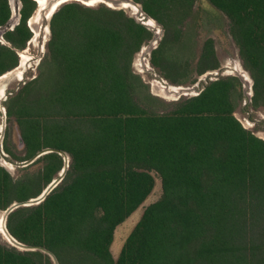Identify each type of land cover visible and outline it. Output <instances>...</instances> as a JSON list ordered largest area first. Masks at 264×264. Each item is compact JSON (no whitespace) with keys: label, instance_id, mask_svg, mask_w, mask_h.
Instances as JSON below:
<instances>
[{"label":"trees","instance_id":"16d2710c","mask_svg":"<svg viewBox=\"0 0 264 264\" xmlns=\"http://www.w3.org/2000/svg\"><path fill=\"white\" fill-rule=\"evenodd\" d=\"M19 23L0 41V75L20 63L33 32L35 0H21ZM165 29L151 63L173 84L189 78L188 63L170 59L180 24L196 0H135ZM230 20V34L253 79V104L264 108V0H208ZM0 0V26L11 17ZM49 55L39 75L7 106L31 158L44 148L72 158L63 183L37 205L19 207L7 228L19 241L51 250L60 264H264V139L235 115L242 82L211 81L164 113L136 98L146 86L134 55L153 32L123 9L61 6L50 21ZM171 36L173 40H170ZM220 66L214 39L205 40L199 74ZM7 152L10 149L5 144ZM41 172L14 179L0 164V210L37 197L64 165L46 153ZM115 259L117 226L151 194ZM0 264H53L41 251L0 242Z\"/></svg>","mask_w":264,"mask_h":264},{"label":"rangeland","instance_id":"374dc122","mask_svg":"<svg viewBox=\"0 0 264 264\" xmlns=\"http://www.w3.org/2000/svg\"><path fill=\"white\" fill-rule=\"evenodd\" d=\"M13 2V0H11ZM36 2V9L28 20V25L30 26L33 35L31 39L27 42V45L23 49L18 50V54L20 57V64L22 61V54L26 52V55L30 56L31 60H29V66L26 71H24L23 78H19L16 75H12L5 85L7 97H5L0 101H3V106L7 112V106L10 105V101L12 98L17 96L25 84L32 79L36 78L40 73L41 64L44 62L45 58L49 55V41L51 39L52 33L50 28V17L41 18L40 9L42 6ZM69 2H77L84 6H89L92 8H98L102 6H106L111 9H117L115 6H109L105 2H94V4H86L83 0H68L67 2L61 4L63 6ZM13 6V5H12ZM45 11V10H44ZM125 11V10H124ZM128 15L132 14L131 9H126L125 11ZM35 16L37 18L36 28L30 23L32 17ZM15 17V16H14ZM15 19V18H13ZM180 24V28L182 27L183 33L179 41L175 43H170L166 49V55L170 59H177L181 63H188V74L189 78L186 82L182 84L184 87H191L192 92L190 94L184 95L179 99H171L172 97H166L164 95H160L154 91L152 87V83L154 80H159L160 77L164 78L170 84L169 79L165 78L162 71L155 67L151 63L150 54L143 55L142 52H138L134 55V60L132 64L133 71L136 74H139L142 77V80L146 84V86L139 87L136 93V98L145 108L149 109L152 112L164 113L172 110L176 103L182 99L188 98L196 94L199 90H201L214 76L219 77H228V76H237L236 75V67L239 64L243 67V70L247 72L248 76L251 77L250 72L245 68L243 61L240 57L239 48L235 43L232 35L230 34V20L229 18L217 7H215L208 0H196L190 16L183 22L177 23ZM162 25V24H161ZM48 27V28H47ZM49 29V30H48ZM158 32L163 34L161 40L165 34V29L163 26H158ZM214 39L216 56L219 60L220 66L216 69L207 70L203 74L198 73L199 68V60L202 53V48L205 40L207 38ZM159 40V41H161ZM170 40H173L171 36ZM6 43L4 41H1ZM149 40L145 43L148 45ZM146 56L148 59L149 65L147 68H143L141 65L143 64V59ZM19 64V65H20ZM18 65V66H19ZM149 67H153V71L149 69ZM220 68V70H219ZM14 70V69H13ZM12 70V71H13ZM11 71V72H12ZM9 72V71H8ZM156 72V73H154ZM238 77V76H237ZM239 78V77H238ZM251 79V78H250ZM243 85V83H242ZM244 86V85H243ZM242 86V96L237 99V106L235 110V115L238 119L246 126V128L250 129L256 135L260 137H264V108L262 106H255L253 104V95L248 97L244 91ZM153 90V91H152ZM251 94V90L249 91ZM250 98V100H249ZM2 104H0V135L1 128L3 124V109ZM17 123L14 116L9 118L7 116V124L5 130V136L3 141L1 142V149L4 153V157L10 161L14 162H22L24 160H19L18 156H24L25 151L24 147H20L19 139H18V129ZM7 145L10 149V152H7L4 148V145ZM45 155V154H44ZM42 155V156H44ZM17 156V157H16ZM40 156L34 162L26 166L14 165L11 168L10 172L14 179L24 178L29 175H36L42 171L45 161L40 159ZM62 156V155H61ZM63 157V156H62ZM69 168L62 179V181L58 184L63 183V180L66 178L68 171L70 170V165L72 163V158L69 155ZM27 160V159H26ZM64 160V159H63ZM60 172V171H59ZM59 172L54 176L58 177ZM155 175V186L151 194L147 197V199L140 205V207L134 211L125 222L117 226L114 232V239L111 245V252L115 259H117L121 247L129 235V233L133 230L137 222L140 220L145 208L158 200L162 195V184L161 179ZM57 185V186H58ZM3 215V211L0 210V216ZM0 242L11 246V241L7 239L4 235L0 233Z\"/></svg>","mask_w":264,"mask_h":264},{"label":"water","instance_id":"95a60500","mask_svg":"<svg viewBox=\"0 0 264 264\" xmlns=\"http://www.w3.org/2000/svg\"><path fill=\"white\" fill-rule=\"evenodd\" d=\"M37 1V0H35ZM130 2H132L133 4L137 5L140 7V10L144 13V15L150 19H153L155 20L159 26H162L156 19H154L153 17H151L147 12L144 11L143 9V6L141 3H138L136 2L135 0H129ZM10 2V0H9ZM20 2V6H18V19L15 21V22H11V19L13 17V11H12V4L10 2V6H11V17L10 19L2 26H0V41H4L6 42V44H10L8 43L5 38H4V33L7 31V30H10V29H13L20 21V18H21V13H20V10L22 8V1L19 0ZM117 6H115L117 9H123L126 11L125 8H123V6H121V4H116ZM59 8H61V6H59ZM58 8V9H59ZM57 9V10H58ZM55 10L54 12H52L51 14V17L50 19L52 18L53 14L57 11ZM130 16L134 17L138 22L142 23L143 25H145L148 29H150L152 32H153V36L152 38L149 40L148 42V52L150 54V57H151V53L152 51L158 47L159 45V40H161V37H162V33L161 35H157L156 31L150 26L148 25L145 20L143 18H138L136 15L134 14H131ZM30 25V24H29ZM143 48V46L141 47V49L139 51H141ZM138 51V52H139ZM137 52V53H138ZM136 53V54H137ZM151 59V58H150ZM19 65V64H18ZM16 68V67H15ZM153 68V67H152ZM14 69V68H13ZM11 69V70H13ZM154 69V68H153ZM220 70V68H219ZM8 72V71H7ZM6 73V72H5ZM156 73V72H154ZM3 75V74H2ZM236 75L239 77V79L241 80V82L243 83V91L244 93L248 96V97H251L253 95V79L251 77V84H248L250 85V90H251V94L249 93L250 90L247 89V85L245 83V80L244 78L241 76V74H239V72H236ZM1 76V75H0ZM157 77H159L160 80L163 81V85L165 86V93L167 96L169 97H172L171 99H179L180 97L184 96V95H187V94H190L192 92V88L191 87H184L182 85H175V84H170L168 81H166L164 78L160 77L159 75H157ZM220 77L219 76H214V78H212L211 80H216V79H219ZM211 81H209L201 90H199L196 94L194 95H198L199 93H201V91L210 83ZM176 87H180L178 89H176ZM153 91V90H152ZM192 95V96H194ZM6 97H7V94H6ZM191 97V96H189ZM250 100V98H249ZM2 104V107L4 108L3 106V101L1 102ZM6 124H7V112H6V109L4 108L3 109V126L1 128V135H0V164L2 166H4L9 172H10V168L8 166H6L1 159H5L7 160L8 162L14 164V165H19V166H26V165H29L31 164L32 162H34L36 159H38L40 156L46 154V153H49V152H56V153H59L60 155L63 156V159H64V165L62 167V169L60 170L59 172V176L58 177H55L52 179V181L47 185V187L42 191V193L40 195H38L37 197H34V198H30L26 201H15L13 202L12 204H10L6 209H4V213L6 214L5 215V228L8 232V234L13 238L14 242L11 243V246H14L16 247L17 249L21 250V251H41L45 254H47L53 264H60L59 261H58V258L56 257V255L49 249L43 247V246H38V245H30V244H26V243H23L21 241H19L17 238H15L11 233L10 231L8 230L7 228V220H8V216L11 212H13L14 210H16L17 208L19 207H25V206H33V205H37L39 203H41L42 201H44L46 199V197L51 193V191L57 187V185L62 181V179L64 178L68 168H69V154L64 151V150H60V149H56V148H50V147H47V148H44L42 150H39L38 152H36V154L34 156H32L31 158L27 159V160H24L22 162H14V161H10L8 159H6L4 156V153L1 149V142L3 141V138L5 136V130H6ZM244 125V124H243ZM246 127V126H245ZM18 129V128H17ZM18 139H19V143H20V147H24V143H23V139L21 137V134H20V131L18 129ZM260 137V136H259ZM262 138V137H261ZM264 139V138H263ZM11 173V172H10Z\"/></svg>","mask_w":264,"mask_h":264},{"label":"bare ground","instance_id":"6f19581e","mask_svg":"<svg viewBox=\"0 0 264 264\" xmlns=\"http://www.w3.org/2000/svg\"><path fill=\"white\" fill-rule=\"evenodd\" d=\"M68 0H37V2L39 3L40 6H42V8L40 9V16L41 18H46V17H51L52 12H54L55 10H57L59 8V6H61V4L67 2ZM77 1V0H75ZM82 1V0H81ZM105 2L107 3L109 6H117L116 4H121V6H123V8L125 9H131L132 10V14L136 15L138 18H143L145 20V22L150 25L157 33V35H160V33L158 32L157 25L159 26V24L153 20L150 19L148 17H146L144 15V13L140 10V7L133 4L132 2H130L129 0H83L84 3L86 4H94V2ZM11 2V0H10ZM12 6V11H13V17L11 19V22H15L18 19V6H20V2L19 0H13V2H11ZM45 10V11H44ZM15 16V17H14ZM15 18V19H13ZM37 18H35V16L32 17V19L30 20L31 24L36 28V22H37ZM48 28V27H47ZM49 30V29H48ZM143 55H147L148 52V47L147 44L143 45V48L141 51ZM29 60H31L30 56L26 55V52L24 54H22V61L21 64L19 66H17L16 68H14V70H9V72L4 73L3 75L0 76V101L5 97V93H6V82L7 80L12 77V75H16L19 78H23L24 75V71H26L27 67L29 66ZM149 65L148 59L146 58V56L143 59V64L141 65L143 68H147ZM150 66V65H149ZM149 69H151V71H153L152 67H149ZM155 70V69H154ZM236 72H239V74H241V76L244 78L245 83L247 85V89L250 90V85L252 80L250 79L251 77L248 76L247 72L243 70V67L240 66L239 64L236 67ZM12 71V72H11ZM163 81L162 80H154V82L152 83V87L154 88V91L160 95H164L166 97L167 96L165 93V86L163 85ZM180 87H176V89H178ZM170 98V97H169ZM1 104V102H0ZM264 138V137H263ZM2 162L8 166L10 169L13 167V164L8 162L5 159H1ZM3 211V210H1ZM5 213L3 211V215L0 216V233L2 235H4L7 239H9L11 242H14L13 238L8 234L6 228H5Z\"/></svg>","mask_w":264,"mask_h":264}]
</instances>
